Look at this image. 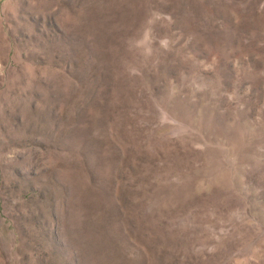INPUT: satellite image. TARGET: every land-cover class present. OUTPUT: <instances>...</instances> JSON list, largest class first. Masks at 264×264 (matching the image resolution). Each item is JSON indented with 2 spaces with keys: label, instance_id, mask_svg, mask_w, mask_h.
<instances>
[{
  "label": "rangeland",
  "instance_id": "obj_1",
  "mask_svg": "<svg viewBox=\"0 0 264 264\" xmlns=\"http://www.w3.org/2000/svg\"><path fill=\"white\" fill-rule=\"evenodd\" d=\"M0 264H264V0H0Z\"/></svg>",
  "mask_w": 264,
  "mask_h": 264
}]
</instances>
